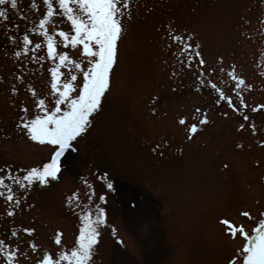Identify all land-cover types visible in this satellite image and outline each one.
I'll return each instance as SVG.
<instances>
[{"label":"rangeland","instance_id":"1","mask_svg":"<svg viewBox=\"0 0 264 264\" xmlns=\"http://www.w3.org/2000/svg\"><path fill=\"white\" fill-rule=\"evenodd\" d=\"M30 3L19 0L15 10L0 6L9 7V20H0V167L11 166L14 172L40 166L50 154L48 146L16 129L21 107L35 111L28 87L42 97L50 82V62L39 72L27 58L17 59L6 34L11 29L21 36L45 11L42 0H37L39 13ZM131 11L103 110L80 141L74 166L59 182L34 186L13 218L6 216L8 206L0 198V239L14 246L10 229H35L31 237L19 233L21 251L29 253L21 257L23 264H33L45 250L57 253V232L63 233L65 249L73 245L82 226L76 213L88 209L81 206L74 213L66 199L80 190L87 203L81 177L94 185L97 198L107 195L108 224L117 230L115 236L111 227L103 230L96 264H225L235 244L219 221L227 218L251 228L240 214L264 213V110L249 113L256 135L250 123L238 130L241 117L224 103L215 105L210 89L197 92L194 74L185 70L179 78L171 76L172 65L179 68L173 53L180 45L167 47L170 28L174 34H191L202 46L205 70H217L214 82L229 79L226 74L235 65L236 74L250 86L244 93L249 106L264 104V0H132ZM62 27L68 30L69 25ZM59 50L66 51L62 46ZM25 65L21 83L16 77ZM196 108L208 113L210 123L189 140V124L201 118L193 120ZM181 118L187 119L185 125L179 124ZM104 173L114 182L115 193L98 179ZM29 241L38 252H31Z\"/></svg>","mask_w":264,"mask_h":264},{"label":"snow or ice","instance_id":"2","mask_svg":"<svg viewBox=\"0 0 264 264\" xmlns=\"http://www.w3.org/2000/svg\"><path fill=\"white\" fill-rule=\"evenodd\" d=\"M42 4L45 11L30 21L31 27H26L21 36L11 34V29L6 34L14 46L13 55L17 59L27 58L30 64L37 66L39 72H43L45 63L50 62L47 68L50 73L48 93L41 97L34 87L29 86L35 111L33 113L28 107H21L22 115L16 124V129L29 140L48 146L50 154L40 166L21 168L18 172H14L11 166L0 167V198L8 206V218L15 217L17 211L21 210L27 200V193L34 186L46 187L59 182L62 173L74 166L80 141L92 128L95 116L103 110L113 70L118 63L120 44L127 34L125 22L132 19V0H42ZM0 6H9L15 10L19 7V0H0ZM9 7H0V20H9ZM30 7L35 12H40L37 0H31ZM20 19L27 18L21 16ZM64 24L69 25L68 30L63 29ZM14 27L17 32L20 31L19 24ZM33 36L39 38V42H34L31 38ZM168 36L171 41L167 44L169 49L173 43L180 45L179 52L173 53L179 68L172 65L171 76L179 78L185 70L194 74L197 92L203 88L210 89L216 94L215 105L226 104L232 113L244 121L238 130H244L246 123H250L252 134L256 135L257 125L249 113H260L264 110V104L249 106L244 93L250 90V86L236 74L235 65L226 74L229 79L214 82L217 70H205L207 62L201 51L202 46L195 42L194 36L174 34L171 28ZM61 46L66 51H60ZM72 52L76 53L75 58L70 54ZM26 67L25 65L21 69L22 74L16 77L21 83L27 74ZM219 71L224 73L225 70L221 67ZM12 92H17L15 84ZM195 113L194 120L202 117L198 119L199 125L210 123L207 112L196 108ZM186 122V118L179 120L180 125H185ZM199 130L197 123L191 124L187 129V138L193 139ZM98 179L107 181V192H116L108 173ZM81 180L87 203L83 202L80 190L74 191L66 199L67 207L74 213L81 206L88 209L86 214L76 213L82 224L78 237L72 246L65 249L62 243L63 233L57 232L54 244L60 250L57 253L45 250L33 264H96L97 247L103 230L111 227L105 207L108 199L107 195L97 198L94 185L83 177ZM97 199L98 203L95 202ZM129 206L136 208L134 201H130ZM240 215L251 222L253 227L249 228L246 223H237L227 218L219 221L225 235L235 244L226 257L225 264H264V213L254 217L251 212L243 211ZM20 232L31 237L35 229H10L14 246L0 239V256L4 258V264H23L21 257H28L27 251H21L24 241ZM116 232L115 227H111L113 236ZM27 246L33 253L39 251L34 241L27 242Z\"/></svg>","mask_w":264,"mask_h":264},{"label":"bare ground","instance_id":"3","mask_svg":"<svg viewBox=\"0 0 264 264\" xmlns=\"http://www.w3.org/2000/svg\"><path fill=\"white\" fill-rule=\"evenodd\" d=\"M43 149H45V148H43ZM264 197V196H263Z\"/></svg>","mask_w":264,"mask_h":264}]
</instances>
